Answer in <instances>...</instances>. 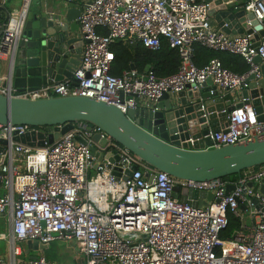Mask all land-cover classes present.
<instances>
[{
  "label": "built area",
  "instance_id": "obj_1",
  "mask_svg": "<svg viewBox=\"0 0 264 264\" xmlns=\"http://www.w3.org/2000/svg\"><path fill=\"white\" fill-rule=\"evenodd\" d=\"M32 1L22 0L13 20L0 21L1 58L12 60ZM61 1L67 5L74 0H58V4ZM81 1L76 19L82 41L73 74L76 82L65 79L34 92L4 85L1 94L32 100L86 97L114 105L127 116L136 108L158 111L157 100L163 93L194 96L207 87L213 99L229 102L234 109L226 114L225 123H219L218 132L202 138L204 144L211 142L204 150L264 135V122L258 121L251 100L245 103L242 95L251 75L255 81L262 78L254 59L259 57L264 65V39L254 45L252 35H227L212 26L209 12L216 8V0ZM6 2L0 0V7ZM239 8L264 27V2L243 0ZM163 39L180 58L174 75L159 77L152 68L125 70L119 76L111 73L115 60L111 44L124 40L157 52ZM199 46L238 56L250 70L234 73L218 58L198 67L194 55ZM31 130L0 124V139L9 143L0 152L4 191L0 216L9 222L0 264H57L40 253L35 259L28 258L31 251L25 254L27 242L49 246L55 241L73 243L84 256L80 264H264V165L244 170L234 180L193 182L156 171L84 122L73 124L51 144L45 139L42 147L13 141ZM38 130L45 136L52 132ZM77 135L87 144L77 142ZM95 135L105 143L93 141ZM101 155L118 160L99 161ZM230 185L234 188L226 194ZM174 187L179 189L177 198ZM185 191L211 193L213 199L196 207L180 201ZM230 217L238 220L239 228L232 237L221 239Z\"/></svg>",
  "mask_w": 264,
  "mask_h": 264
},
{
  "label": "water",
  "instance_id": "obj_2",
  "mask_svg": "<svg viewBox=\"0 0 264 264\" xmlns=\"http://www.w3.org/2000/svg\"><path fill=\"white\" fill-rule=\"evenodd\" d=\"M242 3L243 0H216V8L209 12L211 25L227 35H252L254 45H258L264 39V27L239 8ZM80 13L81 9L74 2L65 5L61 1L39 16L28 14L23 38L12 60H5V85L17 92H34L65 79L73 80L82 47L76 24ZM254 63L260 65L262 78L255 81L251 75L250 86L242 95L248 100L245 103L251 100L258 121L264 122V65L259 57L254 59ZM73 81L76 82L75 79ZM157 107L159 110L156 112L132 109L125 116L114 105L86 97L32 100L0 93V124L32 128L22 136L13 137V141L42 147L45 139L51 144L71 131L73 124L84 122L89 127H98L156 171L193 182L238 176L244 170L264 165V135L221 148L203 149L211 142L205 141L204 144L202 138L218 132L219 123H225L226 114L234 109L229 102L213 99L207 87L194 96L186 92L176 96L163 93L157 100ZM39 128H51L52 132L45 136ZM92 139L101 145L105 143L99 135ZM76 140L87 144L81 136L77 135ZM8 144L7 140L0 139V152ZM90 152L95 154V149L90 147ZM109 157L101 155L98 159L107 158L110 163L118 160V156L114 159ZM135 168L132 167L131 171ZM233 188L228 186L226 194ZM178 190L174 187V198H177ZM183 194L180 201L196 207L207 206L213 199L211 193L185 191ZM26 247L25 254H29V251L43 252L49 246L27 242ZM28 258L35 259L36 256L29 255Z\"/></svg>",
  "mask_w": 264,
  "mask_h": 264
},
{
  "label": "trees",
  "instance_id": "obj_3",
  "mask_svg": "<svg viewBox=\"0 0 264 264\" xmlns=\"http://www.w3.org/2000/svg\"><path fill=\"white\" fill-rule=\"evenodd\" d=\"M99 32L103 35L106 34L104 30H99ZM110 49L115 55L111 73L116 76L121 75L123 71L130 70L133 67L139 72H144L152 68L157 76L169 77L177 72L180 65L177 50L169 47L164 39L161 41V48L157 52L145 49L140 44L130 45L125 41H117L111 44ZM212 58H218L225 68L234 73L242 75L248 73L250 70L249 65L238 56L227 53H215L200 46L196 47L194 55V63L196 66L201 67ZM236 177L231 176L225 179L234 180ZM238 228V220L230 217L227 229L220 236L221 239L232 237ZM45 257L56 261L53 254H46Z\"/></svg>",
  "mask_w": 264,
  "mask_h": 264
},
{
  "label": "crops",
  "instance_id": "obj_4",
  "mask_svg": "<svg viewBox=\"0 0 264 264\" xmlns=\"http://www.w3.org/2000/svg\"><path fill=\"white\" fill-rule=\"evenodd\" d=\"M80 1L81 0H74L73 2L80 9H82V4H81L82 1L81 2ZM21 3H22V0H7V2L4 4V6H1L2 9L0 11V21L6 22V21H9L10 19L13 20L17 11L19 10V8L21 6ZM57 5H58V0H47V1L33 0L32 4L30 6V9H29V15H31L32 17L39 16L42 11L49 10L50 8H55ZM76 24H77V21H76ZM122 41H124V40H122ZM118 42H120V41H118ZM125 42H127V41H125ZM127 43H129V42H127ZM130 45H138V43L137 44H130ZM6 69H7V62L5 61V58L0 57V81H1L0 87L5 85V77H4L5 74L4 73H5ZM3 193H4L3 189L0 188V195H2ZM8 232H9L8 218L6 216H0V242L4 243V246H0V254L3 256L6 254L7 245H6L5 241L2 239V237L5 234H8ZM39 253L44 255V253H42V252H38V254ZM29 255L36 256L37 254H35L34 252H30Z\"/></svg>",
  "mask_w": 264,
  "mask_h": 264
},
{
  "label": "rangeland",
  "instance_id": "obj_5",
  "mask_svg": "<svg viewBox=\"0 0 264 264\" xmlns=\"http://www.w3.org/2000/svg\"><path fill=\"white\" fill-rule=\"evenodd\" d=\"M45 130L46 128H40ZM246 223L249 225L250 221L246 217ZM0 246H4L3 242H0ZM35 254H38L34 252ZM42 253L53 254L56 258L57 264H80L84 259V256L80 254L73 243L55 241L51 243L48 249L44 250ZM44 255V256H45Z\"/></svg>",
  "mask_w": 264,
  "mask_h": 264
}]
</instances>
